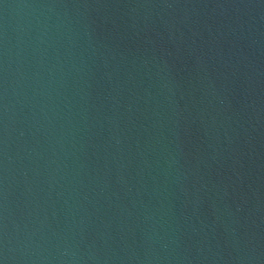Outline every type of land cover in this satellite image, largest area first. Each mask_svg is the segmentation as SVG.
<instances>
[{"label": "water", "instance_id": "obj_1", "mask_svg": "<svg viewBox=\"0 0 264 264\" xmlns=\"http://www.w3.org/2000/svg\"><path fill=\"white\" fill-rule=\"evenodd\" d=\"M2 264H264V0H0Z\"/></svg>", "mask_w": 264, "mask_h": 264}, {"label": "snow or ice", "instance_id": "obj_2", "mask_svg": "<svg viewBox=\"0 0 264 264\" xmlns=\"http://www.w3.org/2000/svg\"><path fill=\"white\" fill-rule=\"evenodd\" d=\"M0 264H2V261H0Z\"/></svg>", "mask_w": 264, "mask_h": 264}]
</instances>
